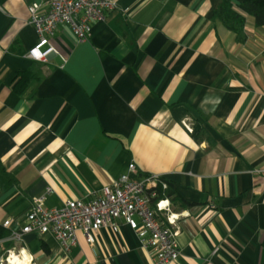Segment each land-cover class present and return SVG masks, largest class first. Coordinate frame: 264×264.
Here are the masks:
<instances>
[{"label":"crops","instance_id":"1","mask_svg":"<svg viewBox=\"0 0 264 264\" xmlns=\"http://www.w3.org/2000/svg\"><path fill=\"white\" fill-rule=\"evenodd\" d=\"M47 1L0 0V158L14 179H0V264H156L124 221L95 245L78 231L68 251L51 233L1 225L24 224L42 178L46 206L60 207L132 162L191 203L172 202L186 212L174 264H264V26L247 14L239 38L213 18L222 0H116L88 40L62 24L57 52L37 60L29 6Z\"/></svg>","mask_w":264,"mask_h":264},{"label":"built area","instance_id":"2","mask_svg":"<svg viewBox=\"0 0 264 264\" xmlns=\"http://www.w3.org/2000/svg\"><path fill=\"white\" fill-rule=\"evenodd\" d=\"M47 9L40 4L29 6L30 22L39 35L27 56L44 60L57 49L53 44L58 27L67 24L80 42L89 39L93 22L104 20L106 13L118 8L116 0H48ZM184 125L193 132L188 119ZM175 187L161 174H141L135 163L129 171L113 183L105 185L94 198L67 200L60 207L49 208L46 201L51 187L46 179L30 191L32 206L24 224L7 218L1 225L13 234L22 232L51 233L66 251L77 243V233L95 245V235L103 227L116 229L124 221L138 235L143 247L156 264H174L180 256L179 235L183 231L179 221L185 211L175 212L171 197L166 193ZM96 250V247H95Z\"/></svg>","mask_w":264,"mask_h":264},{"label":"trees","instance_id":"3","mask_svg":"<svg viewBox=\"0 0 264 264\" xmlns=\"http://www.w3.org/2000/svg\"><path fill=\"white\" fill-rule=\"evenodd\" d=\"M247 14L254 17L256 25L264 26V0H222L214 12L213 18L214 20H221L227 28L241 38L244 33ZM34 78L35 75L32 71L20 72L13 83L14 90L23 94ZM196 130L195 127L194 131ZM5 176L14 181L0 158V179ZM166 194L171 197L173 203L175 202L182 206L191 205L190 202L182 200L176 190L170 189ZM8 235L9 231L0 226V239Z\"/></svg>","mask_w":264,"mask_h":264},{"label":"bare ground","instance_id":"4","mask_svg":"<svg viewBox=\"0 0 264 264\" xmlns=\"http://www.w3.org/2000/svg\"><path fill=\"white\" fill-rule=\"evenodd\" d=\"M9 263L10 264H21V260L16 255H13L11 256Z\"/></svg>","mask_w":264,"mask_h":264}]
</instances>
